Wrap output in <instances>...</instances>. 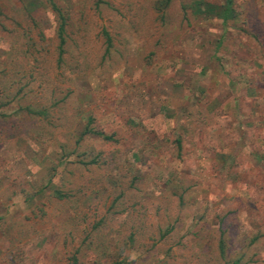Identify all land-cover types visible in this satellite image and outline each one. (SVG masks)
Returning a JSON list of instances; mask_svg holds the SVG:
<instances>
[{
  "label": "rangeland",
  "instance_id": "rangeland-1",
  "mask_svg": "<svg viewBox=\"0 0 264 264\" xmlns=\"http://www.w3.org/2000/svg\"><path fill=\"white\" fill-rule=\"evenodd\" d=\"M56 2L63 65L46 1L0 0V264H264V0Z\"/></svg>",
  "mask_w": 264,
  "mask_h": 264
},
{
  "label": "trees",
  "instance_id": "trees-1",
  "mask_svg": "<svg viewBox=\"0 0 264 264\" xmlns=\"http://www.w3.org/2000/svg\"><path fill=\"white\" fill-rule=\"evenodd\" d=\"M46 3L50 6L52 12L54 13L55 18H56V22H57V29L55 31L56 33V39H57V55H58V65H63L65 62L64 59V55L66 53V42H67V27H68V17L67 15H65L62 7L56 2V0H45ZM162 1V0H160ZM168 2V1H166ZM233 4V0H226L225 2V7L223 8V16L224 18H226L228 12L231 10V6ZM24 8V13L26 16L29 17L30 21L32 22V27L31 28H36L39 27V34L40 37L42 39L45 38V34L44 32L41 30L42 27L40 25V23L37 21V19L32 15V12L30 9H28L26 6L23 7ZM22 12V11H21ZM22 12V14H24ZM66 12V11H65ZM67 14V13H66ZM102 35H103V41H102V45H103V53L99 59L100 62H107L108 60H111L112 58V47H113V42H112V36L111 34L104 28L102 31ZM22 37L25 38L26 35L22 34ZM31 40V44L32 46H35V42H32V38H28V40ZM109 62V61H108ZM27 81L25 83H23L21 86L17 87L16 91L14 93H12V98L11 100L17 99V101H21L24 97V95H19L21 92H25L24 88L26 87ZM2 85L4 86V92H6L5 94H8V88L10 87L6 85L5 80L2 82ZM25 94V93H24ZM8 101H3L1 104L6 105ZM20 109H22L23 111H25L27 114H29V116H31L32 118H36V117H46L48 115V111L46 108H37V106L28 103L25 107L24 106H20ZM6 120V116L1 114L0 115V126L1 124H6L5 122ZM94 121V118L91 115H88L86 117V121L83 124L82 128L79 130L78 136H77V144L83 140V138L89 134H95L98 135L100 137H102L104 140H115L113 135H108L105 134L103 131H99V130H95L94 127L92 126V122ZM96 161V158L92 157L90 163H94ZM84 163L85 162H81ZM57 195H61V193L59 191L56 190ZM181 198V196H180ZM222 233V232H221ZM254 241V239L250 240V242L252 243ZM218 250H219V255L221 258L225 257V242L222 238H220L219 243H218ZM224 264H241V257H236L232 260L229 261H225Z\"/></svg>",
  "mask_w": 264,
  "mask_h": 264
}]
</instances>
